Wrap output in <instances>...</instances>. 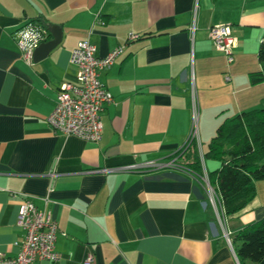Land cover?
<instances>
[{"label": "crops", "instance_id": "1", "mask_svg": "<svg viewBox=\"0 0 264 264\" xmlns=\"http://www.w3.org/2000/svg\"><path fill=\"white\" fill-rule=\"evenodd\" d=\"M31 21L59 27L62 37L30 66L16 32ZM218 25L236 40L231 64L210 39ZM263 33L264 0H0V253L18 252L15 220L26 196L37 209L50 201L59 255L55 263L33 264H83L87 256L90 264H250L237 261L239 242L231 240L264 217V182L254 184L243 209L226 216L183 164L197 158L201 175L216 168L201 157L216 114L264 108V83L247 79L261 68L257 60L249 70L247 61ZM130 34L138 38L128 41ZM83 41L98 57L121 47L100 74L113 103L100 114L95 144L54 134L46 122L59 86L76 82L70 55ZM195 109L200 149L194 142L177 154ZM175 155L181 168L92 172L164 164Z\"/></svg>", "mask_w": 264, "mask_h": 264}, {"label": "built area", "instance_id": "2", "mask_svg": "<svg viewBox=\"0 0 264 264\" xmlns=\"http://www.w3.org/2000/svg\"><path fill=\"white\" fill-rule=\"evenodd\" d=\"M49 30L38 22H29L16 32V45L21 59L27 65H33L35 49L50 37ZM209 36L214 48L222 53L228 64L233 62L232 51L236 47V40L232 37L230 29L224 25L213 26ZM138 38L130 34L128 41ZM121 53V47L112 50L105 57L96 56V48L87 41L79 42L71 51L70 63L77 68L75 83H62L56 94L55 106L46 117V122L52 133L74 136L88 143H97L101 136L100 114L103 108L113 103V96L100 80L103 70L111 67ZM229 81V78H225ZM194 118V111H193ZM195 131L191 129L189 136L178 151L179 154L190 142L196 141ZM176 155L164 164L146 162L140 166L127 165L116 169H100L92 171L96 174H105L111 171L141 172L144 174L157 172L163 169L176 168ZM178 168H181L178 166ZM185 172L192 176L188 170ZM53 177V174L49 175ZM205 183L206 197L210 205L216 207L218 198L208 185L206 175L200 176ZM43 207L37 209L29 197L19 203L15 225L22 234V242L14 257H7L0 253V264H33L38 261L55 263L59 259L54 250L56 227L51 220L47 205V198L42 200ZM91 257L87 256L83 264H90Z\"/></svg>", "mask_w": 264, "mask_h": 264}, {"label": "trees", "instance_id": "3", "mask_svg": "<svg viewBox=\"0 0 264 264\" xmlns=\"http://www.w3.org/2000/svg\"><path fill=\"white\" fill-rule=\"evenodd\" d=\"M257 60L261 68L248 74L251 86L264 83V33L257 49ZM193 145L194 142H190L187 148L192 149ZM201 157L204 161L217 164L205 175L223 214L229 216L239 212L254 197V184L264 182V108L224 118L217 125ZM183 166L192 176L200 177L197 158ZM231 241L239 242L234 248L239 263L247 261L256 264L261 261L264 258V217L243 226Z\"/></svg>", "mask_w": 264, "mask_h": 264}, {"label": "rangeland", "instance_id": "4", "mask_svg": "<svg viewBox=\"0 0 264 264\" xmlns=\"http://www.w3.org/2000/svg\"><path fill=\"white\" fill-rule=\"evenodd\" d=\"M258 44H257V47H256L255 44H252L250 46V55L248 56V61H247L248 62V68H250L249 70H255L256 69V65H257V56H256V54H257L256 50L257 49L256 48H258ZM247 79H248V76H247ZM224 114H225V112H220V113L215 115V124L216 125L211 126V130H210L211 137L214 135V132H215V129H216L217 125L223 120V118H226V117L227 118H232L233 116H235V112L234 111H229L227 113V115L226 114L224 115ZM198 116H199L198 115V109H195L194 118H193L192 123H191V129L193 131H195L194 133H195L196 137H197V134H198V132H197L198 129L200 130V128H201V119L200 118L198 119ZM195 142L197 144V150H198V148L200 149V145L198 144V142L197 141H195ZM204 148L205 147H202L203 150H205ZM208 162L211 165L217 166V164L215 162H213V161H209L208 160ZM208 162L204 161V165H206V166L209 165Z\"/></svg>", "mask_w": 264, "mask_h": 264}, {"label": "water", "instance_id": "5", "mask_svg": "<svg viewBox=\"0 0 264 264\" xmlns=\"http://www.w3.org/2000/svg\"><path fill=\"white\" fill-rule=\"evenodd\" d=\"M52 40L40 44L34 51L33 62H39L44 59L52 50H54L61 42V29L57 26L48 28Z\"/></svg>", "mask_w": 264, "mask_h": 264}]
</instances>
